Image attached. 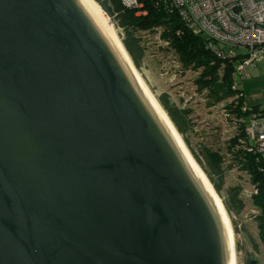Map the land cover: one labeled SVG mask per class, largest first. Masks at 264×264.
<instances>
[{
  "label": "water",
  "instance_id": "95a60500",
  "mask_svg": "<svg viewBox=\"0 0 264 264\" xmlns=\"http://www.w3.org/2000/svg\"><path fill=\"white\" fill-rule=\"evenodd\" d=\"M229 257L218 210L81 1L0 0V264Z\"/></svg>",
  "mask_w": 264,
  "mask_h": 264
},
{
  "label": "trees",
  "instance_id": "16d2710c",
  "mask_svg": "<svg viewBox=\"0 0 264 264\" xmlns=\"http://www.w3.org/2000/svg\"><path fill=\"white\" fill-rule=\"evenodd\" d=\"M110 18L117 17L121 32L122 43L127 50L132 62L137 70L141 69L142 57L145 55V48L135 32H154L159 30V38L162 48L171 51L176 58L181 69L197 71L195 78L196 90L205 95L209 105L222 103L228 115L236 116V121L242 119L238 125V133L229 138L228 150L240 168L248 173L249 182L252 189L249 198L251 204L258 209V225L264 230V158L260 153L247 151L241 146L240 138L247 139L245 127L248 117L255 112L259 118H264V107L260 104H245V95L242 88L233 90L231 84L234 81V71L236 65L243 57L242 52L229 55V47L221 45L206 35L194 32L187 27L178 15V11L173 8L170 0H136V6H126L123 0H95ZM215 49L221 55L215 53ZM154 91V90H153ZM155 92V91H154ZM156 93V92H155ZM156 98L166 111L171 121L181 134L185 144L191 154L203 169L214 189L221 197L223 204L230 213L232 209L225 201L222 194V185L225 183L222 160L218 150L203 145L199 142V155L192 148L187 136L189 128V110L172 102L167 91L156 94ZM225 102V103H224ZM205 161V163L203 162ZM228 199L231 200L235 213L243 207L241 187L230 186L226 188ZM250 264V261L247 262Z\"/></svg>",
  "mask_w": 264,
  "mask_h": 264
},
{
  "label": "rangeland",
  "instance_id": "374dc122",
  "mask_svg": "<svg viewBox=\"0 0 264 264\" xmlns=\"http://www.w3.org/2000/svg\"><path fill=\"white\" fill-rule=\"evenodd\" d=\"M111 23L117 34L118 32L124 34L123 28L117 29V17L112 18ZM135 34L140 38L141 44L145 48L141 69L138 71L151 91L155 96L167 91L172 102L189 110L190 125L187 129V136L194 151L199 155V142H202L203 145L218 150L224 158L222 168L225 183L222 185L221 192L232 209L228 216L234 232L236 263L247 264L250 259L255 258L257 264H264V248L260 246L258 239L259 211L247 198L252 190L249 176L231 158L232 152L228 150V140L238 133V125L241 124V121L237 122L236 116L233 114L227 115L222 103L209 105L205 95L196 90L194 80L198 75L197 71L181 69L175 55L162 48L158 29L154 32L137 31ZM119 38L121 39L120 36ZM240 50L245 51L244 48H240ZM256 62L258 61L246 67L244 79H240L238 75L235 78L239 86L244 80H246L245 83H248L246 88H243L245 104L249 106L260 104L261 107H264V77L255 78V75L251 73V68ZM262 123L264 127V118H262ZM199 157L203 160L200 155ZM203 162L205 163V161ZM227 186L241 187L240 195L243 207L237 213H235L231 200L228 199Z\"/></svg>",
  "mask_w": 264,
  "mask_h": 264
},
{
  "label": "built area",
  "instance_id": "2783aa9c",
  "mask_svg": "<svg viewBox=\"0 0 264 264\" xmlns=\"http://www.w3.org/2000/svg\"><path fill=\"white\" fill-rule=\"evenodd\" d=\"M123 2L126 6L137 5L136 0ZM170 3L182 22L194 32L228 46L229 55L242 52L243 57L236 65L231 84L233 90L238 89L235 77L238 75L244 79L246 67L264 57V0H170ZM215 53L221 55L218 49ZM240 121L243 122L239 118L237 122ZM245 134L247 139L240 138L241 146L247 151L260 153L264 158V127L255 112L248 117ZM255 192L253 188L248 196Z\"/></svg>",
  "mask_w": 264,
  "mask_h": 264
},
{
  "label": "bare ground",
  "instance_id": "6f19581e",
  "mask_svg": "<svg viewBox=\"0 0 264 264\" xmlns=\"http://www.w3.org/2000/svg\"><path fill=\"white\" fill-rule=\"evenodd\" d=\"M80 1L90 13V15L93 17V19L98 24L99 28L107 38L122 67L131 77L133 84L145 95L146 99L153 108L163 127L167 131L168 135L170 136L183 160L187 164L197 183L218 210L227 233L230 253L229 264H237L234 232L232 229L230 218L228 216V212L223 204L221 197L214 189L212 183L210 182L203 169L200 167V165L197 163V161L191 154L181 134L178 132L170 117L163 109V107L161 106V104L159 103L147 83L144 81L139 71L134 66L131 57L129 56L113 24L111 23V20L108 19V15L104 12L102 7L95 0Z\"/></svg>",
  "mask_w": 264,
  "mask_h": 264
},
{
  "label": "crops",
  "instance_id": "0c3cea01",
  "mask_svg": "<svg viewBox=\"0 0 264 264\" xmlns=\"http://www.w3.org/2000/svg\"><path fill=\"white\" fill-rule=\"evenodd\" d=\"M251 73L255 75V78L264 77V57L255 63V65L251 68ZM245 81L246 80L241 82L240 87L242 88V90L243 88H246V84H248V83H245Z\"/></svg>",
  "mask_w": 264,
  "mask_h": 264
},
{
  "label": "flooded vegetation",
  "instance_id": "af4514ba",
  "mask_svg": "<svg viewBox=\"0 0 264 264\" xmlns=\"http://www.w3.org/2000/svg\"><path fill=\"white\" fill-rule=\"evenodd\" d=\"M258 239L260 242V246L264 248V230L262 231L260 227L258 229ZM251 260H256V264H257V259L253 258L250 259L249 261L251 262Z\"/></svg>",
  "mask_w": 264,
  "mask_h": 264
},
{
  "label": "clouds",
  "instance_id": "9594fccd",
  "mask_svg": "<svg viewBox=\"0 0 264 264\" xmlns=\"http://www.w3.org/2000/svg\"><path fill=\"white\" fill-rule=\"evenodd\" d=\"M110 18V17H109ZM111 19V18H110Z\"/></svg>",
  "mask_w": 264,
  "mask_h": 264
}]
</instances>
